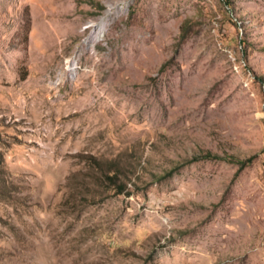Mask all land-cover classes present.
I'll return each mask as SVG.
<instances>
[{"label":"rangeland","instance_id":"374dc122","mask_svg":"<svg viewBox=\"0 0 264 264\" xmlns=\"http://www.w3.org/2000/svg\"><path fill=\"white\" fill-rule=\"evenodd\" d=\"M0 264H264V0H0Z\"/></svg>","mask_w":264,"mask_h":264},{"label":"trees","instance_id":"16d2710c","mask_svg":"<svg viewBox=\"0 0 264 264\" xmlns=\"http://www.w3.org/2000/svg\"><path fill=\"white\" fill-rule=\"evenodd\" d=\"M215 154L212 152H207V153H202V154H197L187 160L188 162H194L197 160H200L202 158H207V157H214ZM237 162H240V168L245 167L251 159H237L234 160ZM100 170L103 172V177L100 178V183L107 189H114V191L117 194L123 193L125 191L126 183L122 182L121 176L124 175V173L117 167L114 166L113 164L109 166L107 169H104L102 167H99Z\"/></svg>","mask_w":264,"mask_h":264},{"label":"bare ground","instance_id":"6f19581e","mask_svg":"<svg viewBox=\"0 0 264 264\" xmlns=\"http://www.w3.org/2000/svg\"><path fill=\"white\" fill-rule=\"evenodd\" d=\"M114 12L112 10H109L107 14L100 20L98 24L95 25L94 31L92 35L90 36V39L94 42L95 40H100L103 38L112 18H113Z\"/></svg>","mask_w":264,"mask_h":264}]
</instances>
